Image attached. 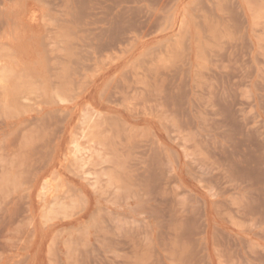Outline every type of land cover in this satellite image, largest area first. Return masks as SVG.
Wrapping results in <instances>:
<instances>
[{
	"label": "rangeland",
	"instance_id": "rangeland-1",
	"mask_svg": "<svg viewBox=\"0 0 264 264\" xmlns=\"http://www.w3.org/2000/svg\"><path fill=\"white\" fill-rule=\"evenodd\" d=\"M0 264H264V0H0Z\"/></svg>",
	"mask_w": 264,
	"mask_h": 264
}]
</instances>
